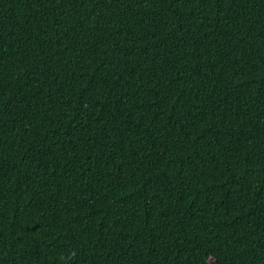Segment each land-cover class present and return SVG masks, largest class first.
<instances>
[{
    "label": "trees",
    "instance_id": "1",
    "mask_svg": "<svg viewBox=\"0 0 264 264\" xmlns=\"http://www.w3.org/2000/svg\"><path fill=\"white\" fill-rule=\"evenodd\" d=\"M264 264V0H0V264Z\"/></svg>",
    "mask_w": 264,
    "mask_h": 264
},
{
    "label": "snow or ice",
    "instance_id": "2",
    "mask_svg": "<svg viewBox=\"0 0 264 264\" xmlns=\"http://www.w3.org/2000/svg\"><path fill=\"white\" fill-rule=\"evenodd\" d=\"M213 264H216V262H215V261H213Z\"/></svg>",
    "mask_w": 264,
    "mask_h": 264
}]
</instances>
